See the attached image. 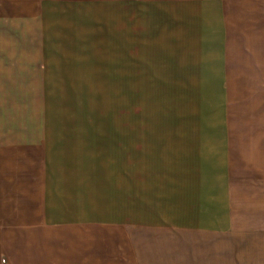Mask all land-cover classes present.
Segmentation results:
<instances>
[{"label":"crops","instance_id":"1","mask_svg":"<svg viewBox=\"0 0 264 264\" xmlns=\"http://www.w3.org/2000/svg\"><path fill=\"white\" fill-rule=\"evenodd\" d=\"M123 2L186 5L173 36L224 47L226 67L228 47L246 50L259 71L226 76L248 86L229 98L225 147L206 143L196 157L210 162L196 197L169 172L154 206L133 208L139 219L65 217L93 209L91 180L107 160L87 120L91 55L107 47V6ZM263 47L264 0H0V264H264ZM151 128L131 136V159L179 172L172 142H187V131Z\"/></svg>","mask_w":264,"mask_h":264},{"label":"rangeland","instance_id":"2","mask_svg":"<svg viewBox=\"0 0 264 264\" xmlns=\"http://www.w3.org/2000/svg\"><path fill=\"white\" fill-rule=\"evenodd\" d=\"M113 5L107 6L105 18L107 47H97L91 55V110L87 116L88 123L101 131L104 136L100 138L106 142V149L94 153L107 160L102 163L101 158L103 167L97 171V179L91 180L96 193H90L87 207L93 209L63 212L65 217L139 219L132 215L133 208L153 207L151 199L162 196L169 172L179 173L181 179L176 186H186L185 191L196 197L202 187L198 184L199 172L207 171L210 165L203 162L199 166L196 157L208 147L206 143L221 151L225 147L229 98L235 88L242 91L248 86L225 83L226 76H255L259 71L258 61L249 64L243 59L246 50L228 47L226 67L222 62L224 47H197L195 42L188 44L187 39L173 36L179 17L188 11L184 4ZM98 15L94 12V17ZM200 36L201 41H206L203 33ZM231 103L230 107H242V100L237 105ZM238 118L241 120V116ZM146 124L151 125V134L155 135L169 134L176 125L187 131V142H172L181 151L183 169L178 172L173 169L175 165L171 171L153 172L143 159H131L134 151L130 138ZM142 194L145 198L140 200Z\"/></svg>","mask_w":264,"mask_h":264}]
</instances>
